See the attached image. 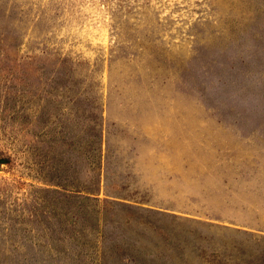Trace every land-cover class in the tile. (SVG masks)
I'll return each instance as SVG.
<instances>
[{
	"label": "rangeland",
	"instance_id": "374dc122",
	"mask_svg": "<svg viewBox=\"0 0 264 264\" xmlns=\"http://www.w3.org/2000/svg\"><path fill=\"white\" fill-rule=\"evenodd\" d=\"M0 160V264H264V0H0Z\"/></svg>",
	"mask_w": 264,
	"mask_h": 264
},
{
	"label": "trees",
	"instance_id": "16d2710c",
	"mask_svg": "<svg viewBox=\"0 0 264 264\" xmlns=\"http://www.w3.org/2000/svg\"><path fill=\"white\" fill-rule=\"evenodd\" d=\"M100 190V188L98 187V191ZM95 192H97V187L95 189ZM109 197H114L110 194H108ZM109 205H115L117 206L118 208H124V209H134L135 210V214H150V215H156V216H165V217H170V218H173L174 216H170V214L168 215L167 213L163 212V211H159V210H156V209H153V208H148V207H145L144 204L145 203H139L137 206H132V205H128V204H125V203H121V202H113V201H110L108 202ZM180 219V218H179ZM181 220H184V219H181ZM195 224H200V223H197V222H194Z\"/></svg>",
	"mask_w": 264,
	"mask_h": 264
},
{
	"label": "water",
	"instance_id": "95a60500",
	"mask_svg": "<svg viewBox=\"0 0 264 264\" xmlns=\"http://www.w3.org/2000/svg\"><path fill=\"white\" fill-rule=\"evenodd\" d=\"M0 162H1V163H6L7 161H5V160H0Z\"/></svg>",
	"mask_w": 264,
	"mask_h": 264
}]
</instances>
